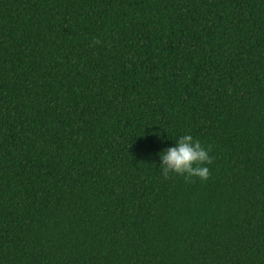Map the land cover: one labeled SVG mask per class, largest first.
Here are the masks:
<instances>
[{
	"label": "trees",
	"instance_id": "16d2710c",
	"mask_svg": "<svg viewBox=\"0 0 264 264\" xmlns=\"http://www.w3.org/2000/svg\"><path fill=\"white\" fill-rule=\"evenodd\" d=\"M0 264H264V0H0Z\"/></svg>",
	"mask_w": 264,
	"mask_h": 264
},
{
	"label": "clouds",
	"instance_id": "9594fccd",
	"mask_svg": "<svg viewBox=\"0 0 264 264\" xmlns=\"http://www.w3.org/2000/svg\"><path fill=\"white\" fill-rule=\"evenodd\" d=\"M160 139V134L157 135ZM168 138V137H167ZM163 142V140H161ZM210 148L190 133L179 135L171 146L157 153V167L164 178L170 174L185 178H198L203 181L208 178L207 165L211 162Z\"/></svg>",
	"mask_w": 264,
	"mask_h": 264
}]
</instances>
